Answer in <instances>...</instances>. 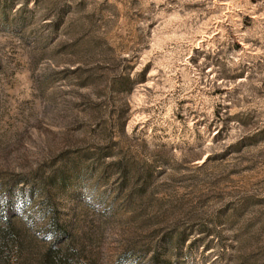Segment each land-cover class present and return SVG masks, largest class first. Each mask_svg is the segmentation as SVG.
<instances>
[{"label": "rangeland", "instance_id": "374dc122", "mask_svg": "<svg viewBox=\"0 0 264 264\" xmlns=\"http://www.w3.org/2000/svg\"><path fill=\"white\" fill-rule=\"evenodd\" d=\"M264 264V0H0V264Z\"/></svg>", "mask_w": 264, "mask_h": 264}, {"label": "trees", "instance_id": "16d2710c", "mask_svg": "<svg viewBox=\"0 0 264 264\" xmlns=\"http://www.w3.org/2000/svg\"><path fill=\"white\" fill-rule=\"evenodd\" d=\"M41 264H69V261L66 254H62L59 249L51 245L43 256Z\"/></svg>", "mask_w": 264, "mask_h": 264}]
</instances>
